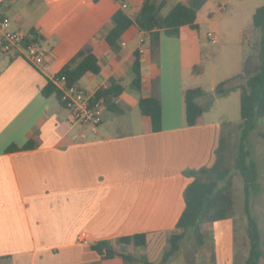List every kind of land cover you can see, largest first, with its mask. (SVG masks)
Masks as SVG:
<instances>
[{"label": "crops", "instance_id": "crops-1", "mask_svg": "<svg viewBox=\"0 0 264 264\" xmlns=\"http://www.w3.org/2000/svg\"><path fill=\"white\" fill-rule=\"evenodd\" d=\"M213 1L207 0L197 12V26L200 12L208 17L212 13L208 5ZM127 4L124 11L134 17L141 0ZM117 9L114 0H0V15L9 19L12 30L26 34L35 29L44 38L37 45L44 57L42 69L17 49L0 50V264H123L118 258L101 259L91 246L145 233L149 248L155 239L166 238L184 207V172L211 166L222 133L229 136L237 130L240 90L222 98L213 90L232 77L243 84L257 70V31L249 30L255 37L248 42L250 54H241L247 26L238 25L233 40L221 32V45L233 41L240 49L238 64L224 75L220 64H213L205 82L204 68L196 64L204 49L199 28L183 26L174 37L160 31L157 56H151L145 34L131 28L113 50L104 36ZM206 43L211 44L207 38ZM83 48L98 57L100 72L87 73L78 83L80 89L93 93L111 79L123 87L111 108L102 107V121L96 126L69 123L68 110L41 93ZM135 51L141 63L139 90L130 70ZM195 65L201 67L199 75L192 73ZM154 75L158 81L152 85ZM195 87L204 92L198 103H212L198 124L186 126L182 93ZM152 91L160 100L159 131L152 130L138 108L139 99ZM28 142L34 147L6 151ZM207 230L213 245L209 261L233 264V220L217 221ZM81 232L87 244L78 241Z\"/></svg>", "mask_w": 264, "mask_h": 264}, {"label": "trees", "instance_id": "trees-1", "mask_svg": "<svg viewBox=\"0 0 264 264\" xmlns=\"http://www.w3.org/2000/svg\"><path fill=\"white\" fill-rule=\"evenodd\" d=\"M171 0H141L140 8L134 17H130L124 10L117 9L111 16L112 27L104 36L106 45L118 50L122 35L131 28L143 32L151 56H157L159 49V35L163 31L167 36H177L183 26L191 29L198 28L196 23L197 12L207 0H188L187 4L176 2L167 7ZM168 8V9H166ZM166 9V10H165ZM253 28L259 34L257 42V70L249 75L243 84H237V77H232L219 82L214 90L216 98L227 96L234 90H240L239 114L240 122L237 125V137L234 149L231 150V164H227L229 153L223 136L220 137L215 150V161L209 167L188 169L184 172L188 183L182 192L184 207L173 228L166 234L168 249L163 252L158 263L150 262L144 257H135L128 249L145 248L147 234L137 233L102 240L91 246L101 259L118 258L123 264H165L170 257L180 251L181 245L188 238H193L195 247H201L206 237L204 224L212 225L217 221L232 216L234 200L232 196V172L238 173L243 183L244 213L247 218V234L250 248L243 264H258L262 257L260 250V233L257 221L250 210V199L260 193L258 185L257 163L251 157L248 149V140L251 133L264 139L263 131H256L257 122L264 117V4L257 7L251 17ZM44 38L35 30L26 33L23 47L39 45ZM139 52L131 56L130 70L133 74V86L139 90L141 82ZM100 72L98 57L86 48L80 49L54 76L63 88L78 87L79 81L87 74L97 75ZM192 73L199 75L201 67H192ZM156 78V79H155ZM157 76L152 78V85L157 83ZM123 87L114 79L107 85L101 86L92 93L91 101L102 107L111 108L112 100L122 93ZM46 98H53L59 102L60 90L52 80H48L41 89ZM204 95L201 88H188L182 93L184 120L186 126H194L212 101L206 105L198 103ZM60 103V102H59ZM61 104V103H60ZM62 105V104H61ZM138 108L150 120L153 131L160 130V100L156 92L140 98ZM34 147L28 142L21 147L9 146L6 151L26 150Z\"/></svg>", "mask_w": 264, "mask_h": 264}, {"label": "rangeland", "instance_id": "rangeland-1", "mask_svg": "<svg viewBox=\"0 0 264 264\" xmlns=\"http://www.w3.org/2000/svg\"><path fill=\"white\" fill-rule=\"evenodd\" d=\"M174 2H176V0H171V3ZM263 3L264 0H214L208 5L210 11L212 12L209 17L207 15L203 16L205 11L199 13V37L204 49L199 51L200 55L196 64H199L202 68H204L202 78L205 82L210 81L213 64H220L222 68V75L226 73L228 68H231L234 64H238L240 49L233 43V41L221 45V41L223 40L221 32L224 31L228 33L230 39L233 40L236 39V37H234L236 27L240 24L243 27L247 26V31L245 33L247 34V40L243 46L241 54L251 53L252 49L251 46L248 45V42H253L255 37L252 39L249 30L255 29L252 27L250 13L256 7L263 5ZM169 4H167V6H169ZM221 6H223V9L220 8ZM235 15H237L238 18H234ZM230 16H232V19H230ZM220 18H222V20ZM218 29L219 31H217ZM210 32L217 36L216 38L218 42L215 45L206 43L205 34ZM258 39L259 34L257 40ZM1 55L4 56V54ZM126 85L127 83L124 82V86ZM263 127L264 118H260L258 120L256 131L261 130ZM226 128L227 127H224L225 132L228 131ZM222 136L224 138L225 148L227 149L226 151L229 153L227 164H231V150L234 149L236 144L237 130L235 131V134L234 132L230 133V137L224 133H222ZM248 149L251 153V157L257 163L258 168V185L261 191L257 196L251 197L250 210L257 221L260 233V250L262 252V257L260 258L258 264H264V139L255 134V132L251 133L248 140ZM232 185L233 188L231 191L234 200V209L232 216L229 217V219L233 220L236 233V247L233 264H243L249 253L250 240L247 234V218L244 213L243 183L240 175L235 171L232 172ZM204 226L206 228V237L204 244L201 247H195L193 238H188L181 245L180 251L170 257L165 264H212V262L209 261V258L210 250H213V245L210 241L211 232L208 233L207 230V226L212 225L204 224ZM167 249L168 244L166 242V238L163 236L159 239H155L154 244L149 248H129L128 252L137 258L142 256L150 262L158 263L163 252Z\"/></svg>", "mask_w": 264, "mask_h": 264}, {"label": "built area", "instance_id": "built-area-1", "mask_svg": "<svg viewBox=\"0 0 264 264\" xmlns=\"http://www.w3.org/2000/svg\"><path fill=\"white\" fill-rule=\"evenodd\" d=\"M119 9L126 10L128 8L127 0H114ZM0 34L2 42L0 50L8 52L12 49H17L26 58L28 62L38 69L44 68L43 55L36 45L22 46L26 34L21 30H12L10 21L7 17L0 15ZM206 38L212 45L217 44L218 40L213 33H207ZM141 52V51H140ZM53 83L60 90L59 102L68 110V120L71 124L77 125H99L102 121V106L98 103H93L92 93H87L80 88L70 86L63 88L58 79L53 78ZM78 241L87 244V235L81 232L78 236Z\"/></svg>", "mask_w": 264, "mask_h": 264}]
</instances>
